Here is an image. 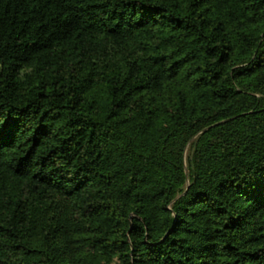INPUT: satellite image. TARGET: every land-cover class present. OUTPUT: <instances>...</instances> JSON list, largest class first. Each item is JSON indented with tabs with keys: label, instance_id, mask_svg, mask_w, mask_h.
Listing matches in <instances>:
<instances>
[{
	"label": "trees",
	"instance_id": "16d2710c",
	"mask_svg": "<svg viewBox=\"0 0 264 264\" xmlns=\"http://www.w3.org/2000/svg\"><path fill=\"white\" fill-rule=\"evenodd\" d=\"M0 264H264V0H0Z\"/></svg>",
	"mask_w": 264,
	"mask_h": 264
}]
</instances>
